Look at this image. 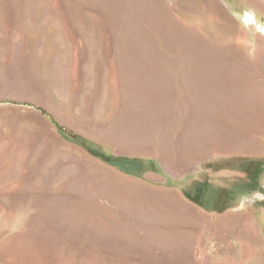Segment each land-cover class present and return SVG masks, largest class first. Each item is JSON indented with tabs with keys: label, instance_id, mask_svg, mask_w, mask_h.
<instances>
[{
	"label": "rangeland",
	"instance_id": "obj_1",
	"mask_svg": "<svg viewBox=\"0 0 264 264\" xmlns=\"http://www.w3.org/2000/svg\"><path fill=\"white\" fill-rule=\"evenodd\" d=\"M187 53L264 60V0H0V264H264V173L215 216L165 189L192 160L184 140L167 161L136 156L151 64L186 63L151 59ZM207 177L210 205L234 191Z\"/></svg>",
	"mask_w": 264,
	"mask_h": 264
},
{
	"label": "crops",
	"instance_id": "obj_2",
	"mask_svg": "<svg viewBox=\"0 0 264 264\" xmlns=\"http://www.w3.org/2000/svg\"><path fill=\"white\" fill-rule=\"evenodd\" d=\"M166 55L165 57L168 58L151 60L172 61L174 58L186 63L169 64L168 70L172 72V75L167 71L165 78H161L157 70L161 64H151L155 74L149 82L151 86L148 85V87L152 89L154 95L150 96L146 89L147 96L132 103L133 107H131L135 110L133 111V115L136 116L134 124L138 126V134L145 135V137L140 135L142 138L140 137L141 144L138 150L141 152L136 156L154 157V159L167 161L171 155L166 156V152L173 151L172 145L184 140V149L192 160L179 170L183 172H172V175H169L171 178L167 177L168 187L165 189L173 192L174 195L179 193L180 197L177 198L184 205H191L209 215L217 216L219 212L215 211L230 210L235 205L237 206L234 209L241 208L245 194L242 192L243 189L247 193L253 188L250 181L259 179L264 173V78L256 79L259 74L264 75V60L261 58L258 61L257 58L247 62L235 54L232 60L237 63L231 66L227 63L230 59L219 53ZM231 68L235 71H241L244 68L243 71H250L254 75L242 80L237 78L227 90L226 84L223 79H219V75L223 77L228 69L232 70ZM259 68L262 69L261 72ZM174 73L179 75H173ZM214 78L217 79V84ZM157 85L159 90L155 91ZM206 88L213 92V100L203 99V91ZM168 90L169 93L163 96V92ZM227 91L231 94L230 99H225ZM220 95L222 99H215ZM119 105L121 109L130 106L124 99H121ZM110 107H106L107 116L112 117L111 121H113L117 111L114 113ZM177 147L176 144L175 148ZM107 169L125 177L124 171ZM169 170L171 167L166 169V171ZM221 173L232 174L234 179L227 175L222 176ZM208 174L212 175L214 180L218 179L216 184L226 189V193L230 192L231 182L234 188V191L226 198L215 197L218 201L213 205L206 201V195L200 196V193L210 185ZM245 182L246 188H242V183ZM254 190L257 189L254 188ZM90 196L91 199H98V197L101 199L98 194H95L97 198H94L93 192H90ZM164 202V204L167 203ZM95 204L93 201L92 206L96 207ZM178 215L172 212L163 219L177 221L192 219L188 214L182 218ZM125 251H128V247ZM121 253H124L123 249ZM255 257L245 260V264H255L256 262L252 261ZM250 260L251 263H247ZM123 262L124 259L122 264ZM167 264H173V262L167 261Z\"/></svg>",
	"mask_w": 264,
	"mask_h": 264
}]
</instances>
